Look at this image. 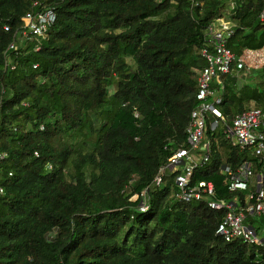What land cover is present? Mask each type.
<instances>
[{"label":"trees","instance_id":"trees-1","mask_svg":"<svg viewBox=\"0 0 264 264\" xmlns=\"http://www.w3.org/2000/svg\"><path fill=\"white\" fill-rule=\"evenodd\" d=\"M38 1L55 20L37 50L18 42L11 70L3 53L33 0H0V264H264L263 247L216 234L224 211L208 197L176 198L175 173L154 183L187 146L208 25L232 24L236 55L261 48L262 0ZM240 72L211 83L228 124L264 108V66L248 81ZM212 119L192 181L243 203L221 166L256 158L210 130ZM248 221L264 228V214Z\"/></svg>","mask_w":264,"mask_h":264},{"label":"built area","instance_id":"built-area-1","mask_svg":"<svg viewBox=\"0 0 264 264\" xmlns=\"http://www.w3.org/2000/svg\"><path fill=\"white\" fill-rule=\"evenodd\" d=\"M262 2L258 19L264 24V0ZM39 5L38 0H33L31 10L22 16L20 28L14 31V39L3 53L5 69H14L12 52L16 50L18 42L33 39L36 41L35 50H37L40 38L45 37L48 28L54 22L53 9H35ZM4 29L9 30V27L5 26ZM206 33L208 41L200 51L205 65L196 70V103L186 127L187 146L178 147L171 153L166 163L159 168L154 183L160 184L162 177L168 172L175 173L176 198L189 201L206 196L209 198L208 205L212 209L224 211L217 224L216 234L225 241L241 239L264 248V228L260 233L255 225L248 221L250 217L256 218L264 214V108L246 109L236 114L228 124L218 106L221 98L211 89L212 81L220 75L232 71L238 73L243 70H255L264 66V46L258 49L246 48L240 55H236L226 44L227 37L233 33L232 24L222 18L212 21ZM207 115L213 118L209 124L210 130L222 127V132L231 145L238 146L242 150H250L256 158L257 167L247 161L234 168L227 164L221 166V171L228 178V191L245 193L243 203L238 196L232 199L215 198L216 191L211 181H192L194 168L202 166L209 159L210 141L206 137ZM0 192H2L1 188ZM141 195L143 206L147 201L146 191L144 190Z\"/></svg>","mask_w":264,"mask_h":264},{"label":"rangeland","instance_id":"rangeland-1","mask_svg":"<svg viewBox=\"0 0 264 264\" xmlns=\"http://www.w3.org/2000/svg\"><path fill=\"white\" fill-rule=\"evenodd\" d=\"M216 23L218 24L219 22H216ZM252 76H253V74L251 72H249V70H244L243 72H240V74H239V78H240L241 81H248L249 78L252 77ZM250 108H248V109H250ZM219 131L223 134L222 127L219 128ZM196 156L198 157V153L197 152H196Z\"/></svg>","mask_w":264,"mask_h":264}]
</instances>
